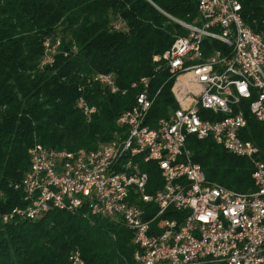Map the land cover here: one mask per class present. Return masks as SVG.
Instances as JSON below:
<instances>
[{"label": "built area", "instance_id": "2783aa9c", "mask_svg": "<svg viewBox=\"0 0 264 264\" xmlns=\"http://www.w3.org/2000/svg\"><path fill=\"white\" fill-rule=\"evenodd\" d=\"M195 1L198 21L172 18L188 33L153 59L175 78L171 91L179 108L151 127L155 96L144 78L134 106L118 117L122 131L113 140L77 151L34 144L30 167L16 186L24 204L4 222L36 221L62 210L126 227L134 235L135 264H264V160L259 147L243 138L242 105L250 101L251 114L264 122V35L245 24L240 0ZM124 26L122 18L113 23L115 30ZM60 45V39L45 41L42 66L54 63ZM91 78L120 92L112 73ZM77 108L88 119L97 112L84 97ZM189 135L212 138L248 159L255 190L241 193L209 182L191 157ZM153 167L162 182L149 193L147 169ZM69 260L85 263L79 250Z\"/></svg>", "mask_w": 264, "mask_h": 264}, {"label": "trees", "instance_id": "16d2710c", "mask_svg": "<svg viewBox=\"0 0 264 264\" xmlns=\"http://www.w3.org/2000/svg\"><path fill=\"white\" fill-rule=\"evenodd\" d=\"M240 3L245 24L264 35V0ZM166 14L190 24L199 19L195 0H0V264H70L75 250L84 264H135L133 233L108 219L62 210L36 221L4 222L3 216L24 204L16 186L30 167L34 144L77 151L113 140L122 131L117 119L134 106L144 78L155 96L151 127L179 108L171 91L175 78L153 59L188 31ZM118 18L125 21L122 30L113 27ZM57 39L54 63L42 66L45 41ZM96 73H112L120 92L95 84ZM81 97L97 108L91 119L77 108ZM249 103H242L243 138L259 147L264 160V122ZM187 146L209 182L241 193L255 190L248 159L212 138L189 135ZM147 171L148 192L154 193L160 173Z\"/></svg>", "mask_w": 264, "mask_h": 264}, {"label": "water", "instance_id": "95a60500", "mask_svg": "<svg viewBox=\"0 0 264 264\" xmlns=\"http://www.w3.org/2000/svg\"><path fill=\"white\" fill-rule=\"evenodd\" d=\"M167 15V14H166ZM169 18H171L172 19V17L171 16H169V15H167Z\"/></svg>", "mask_w": 264, "mask_h": 264}]
</instances>
